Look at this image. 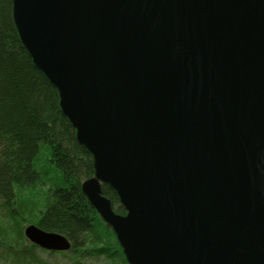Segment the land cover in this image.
<instances>
[{"label": "water", "instance_id": "obj_1", "mask_svg": "<svg viewBox=\"0 0 264 264\" xmlns=\"http://www.w3.org/2000/svg\"><path fill=\"white\" fill-rule=\"evenodd\" d=\"M13 8L96 160L83 192L129 262L264 264V0H14ZM25 234L43 249L71 247L36 223Z\"/></svg>", "mask_w": 264, "mask_h": 264}, {"label": "trees", "instance_id": "obj_2", "mask_svg": "<svg viewBox=\"0 0 264 264\" xmlns=\"http://www.w3.org/2000/svg\"><path fill=\"white\" fill-rule=\"evenodd\" d=\"M13 6L0 0V264H131L83 192L96 160L64 113L58 87L22 41ZM102 192L126 214L110 183ZM33 223L62 233L71 247L33 243L25 234Z\"/></svg>", "mask_w": 264, "mask_h": 264}]
</instances>
